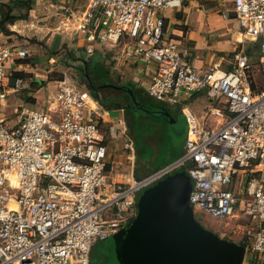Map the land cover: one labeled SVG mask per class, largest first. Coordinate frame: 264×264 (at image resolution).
Instances as JSON below:
<instances>
[{
    "label": "built area",
    "instance_id": "built-area-1",
    "mask_svg": "<svg viewBox=\"0 0 264 264\" xmlns=\"http://www.w3.org/2000/svg\"><path fill=\"white\" fill-rule=\"evenodd\" d=\"M231 1L241 33L258 46L255 67L264 75V0ZM84 2L79 29L87 54L96 41L110 47L122 41L125 54L143 63L149 96L179 104L201 93L215 117L199 120L181 108L187 117L182 154L135 177L124 119L72 76L53 80L42 107H15L14 121L0 114V264H91L93 242L136 214L137 189L185 163L194 214L245 218L250 230L241 243L258 262L264 255V86L248 54L234 49L228 69L197 67L165 33L162 11L173 0ZM27 54L0 41V104L23 83H10L7 60ZM111 131L123 139L119 159L108 157Z\"/></svg>",
    "mask_w": 264,
    "mask_h": 264
},
{
    "label": "crops",
    "instance_id": "crops-1",
    "mask_svg": "<svg viewBox=\"0 0 264 264\" xmlns=\"http://www.w3.org/2000/svg\"><path fill=\"white\" fill-rule=\"evenodd\" d=\"M84 6V0H0V15L9 14L12 17V21L4 22L3 29L0 27V41L12 47L13 50H28L26 56L11 55L7 60L10 83L15 78H24L28 72L26 70L34 68L37 74H39V78L33 79V82L35 81L36 84H39L42 82L43 77L46 76V73L52 71V68L63 71L58 66L57 59L60 63L70 64L76 57L79 58L76 55V49H86L88 45L86 35L79 29L81 12ZM162 14L164 17L165 33L182 43L188 51L189 59L197 67L204 68L210 65H217L228 69L231 67L233 50L242 48L248 54L249 64L255 80L259 84L264 83L262 72L255 67L256 63H258V46L256 43L247 40L241 33V29L232 11L231 0H173L172 4L162 11ZM112 48L108 45L103 46L98 41L94 43V52L100 53L101 57L102 52L112 50ZM66 53L73 54V56L67 57L64 55ZM26 58L30 59L23 62ZM131 58L134 59L135 57L132 56ZM126 63V65L130 64L129 68L132 69L133 79L136 80L128 79L127 81L135 82L136 85H140L147 93V74L143 63L136 62L135 60L132 63ZM71 64L73 65V63ZM97 65L105 68L103 61L97 63ZM39 70L48 72L43 73ZM60 78H62L61 75ZM53 80L56 79H52V83ZM199 97L204 96L201 93H196L184 99L182 102H187L190 105L182 106L184 111L189 110L193 112L191 110L193 108L194 112L200 114L201 103L204 105V102L200 103L198 101ZM204 98L207 102L206 97ZM152 99L159 104V107L169 109L172 116L175 114L174 108L177 105L180 106L182 103L174 104ZM109 109L112 115H120L124 119V112L121 107L112 106ZM147 111L151 112V110ZM183 115L185 116V113ZM140 118L141 123H148V118L146 119L144 116H140ZM151 123L153 124V122ZM157 127L159 129V125ZM144 129H141V133L136 130L134 135L128 131L126 133L134 140V171L137 167L138 157L136 143L142 142V148L154 139L153 127L145 132ZM110 134H112L110 138H107V141H109L108 157L110 159H119L121 156L119 153L121 149L120 136L116 135L113 131ZM185 140L180 147L178 157L183 152ZM149 172L151 171H144V169L137 171L139 176H143ZM133 174L135 176L134 172ZM115 178L119 179L120 175L116 174ZM242 264H264V255L260 257L258 262H255L246 253L244 254Z\"/></svg>",
    "mask_w": 264,
    "mask_h": 264
},
{
    "label": "rangeland",
    "instance_id": "rangeland-1",
    "mask_svg": "<svg viewBox=\"0 0 264 264\" xmlns=\"http://www.w3.org/2000/svg\"><path fill=\"white\" fill-rule=\"evenodd\" d=\"M76 57L70 64L60 63L57 59L56 62L59 64L58 66L63 69L56 70L52 68L51 72L39 70L43 73H46V76L43 77L42 82L36 84L33 79H38L39 74H37L36 70L28 68L29 70L24 78H21L23 83L22 87L18 88L15 91H9L7 98L4 100L3 104H0V114L7 117L8 120H15L14 116V108H38L42 107L45 104L46 95L53 90L52 79L60 78V75L63 76H72L77 79L80 83L86 84V80L84 79L79 67H83L85 64L81 60L88 59L90 57L84 50V48L76 49ZM67 57L73 56V54H64ZM91 57L92 62L97 60V54H92ZM103 58L104 67L108 69L109 73H111L112 77L116 81L126 82L128 79H133L132 69L129 68L130 64L135 59L128 57L123 50V42L121 41L117 46H114L112 50H107L101 53ZM31 57V56H30ZM126 57V58H124ZM30 58H26L23 62L28 61ZM72 60V59H71ZM42 62V59H41ZM73 63V65L71 64ZM87 71L89 74L94 75L93 78L96 82L100 84L104 82H109L108 78L103 75V69L101 66L97 65V71L94 73L90 72V68L88 65ZM54 67V66H53ZM38 71V70H37ZM263 74V73H262ZM264 76V75H263ZM20 78V77H19ZM264 78V77H263ZM136 81V80H134ZM262 85L260 84V88ZM264 86V83H263ZM33 88V89H31ZM102 91L108 89L107 87H101ZM35 89V90H34ZM30 91V92H29ZM102 91H99L103 94ZM120 94H123V91H120ZM198 101L204 102L201 106L200 114L194 112V115L201 120L202 118H213L215 117L212 113H208L209 108H207V102L204 97H199ZM199 104V103H197ZM130 109L135 115H138L139 120L141 121L140 116H144L146 119L148 118V123H141V126L138 124L139 133H141V129L145 131H149L151 127H153V136L154 139L149 141L147 145H144L142 148V142H137L138 148V157H137V171L144 169V171H152L155 170L166 163L174 161L178 158L180 147L185 140L186 131H187V117L184 116V112H182V106H190L187 102H182L180 106H176L174 108L175 114L172 116L171 112L167 108L159 107V104L152 99H149L144 107L146 111L141 109H136L130 103H128ZM199 106V105H198ZM180 107V108H179ZM162 108V109H161ZM200 108V107H199ZM181 109V110H180ZM147 110H153L155 112H148ZM151 113V114H149ZM201 115V117H199ZM153 122V124L151 123ZM158 123V124H157ZM125 124V123H124ZM155 125V126H154ZM159 125V129L157 126ZM126 127V126H125ZM127 133V130H125ZM122 138L120 137V143L122 144ZM107 147H109V141H106ZM116 156V155H115ZM112 157H114L112 155ZM185 174V176L191 181V176L187 171V165L181 164L177 167L172 168L165 174L160 175L159 177L150 180L145 185L139 187L135 194V201L141 202L140 198L144 191L150 189L157 182L164 179L170 175ZM141 177V176H140ZM137 212V208H136ZM196 219L206 228L211 229L220 237L233 240L235 242H242L245 239V233L250 230V223L247 222L245 218H241L240 216L234 215L224 219H216L207 214H194ZM127 227V226H126ZM126 227L120 228L118 231L110 234L109 236L97 239L93 242L90 252L89 258L91 264H107L114 260L116 257L118 250L123 246L124 235L126 232Z\"/></svg>",
    "mask_w": 264,
    "mask_h": 264
},
{
    "label": "water",
    "instance_id": "water-1",
    "mask_svg": "<svg viewBox=\"0 0 264 264\" xmlns=\"http://www.w3.org/2000/svg\"><path fill=\"white\" fill-rule=\"evenodd\" d=\"M99 86L123 90L141 109L132 86L112 82ZM190 189L185 174L176 173L144 191L123 246L107 264H242L245 246L220 237L196 219Z\"/></svg>",
    "mask_w": 264,
    "mask_h": 264
},
{
    "label": "trees",
    "instance_id": "trees-1",
    "mask_svg": "<svg viewBox=\"0 0 264 264\" xmlns=\"http://www.w3.org/2000/svg\"><path fill=\"white\" fill-rule=\"evenodd\" d=\"M5 21H12V17H10L9 14H5L3 16L0 15V27L2 29L4 27L3 25H4ZM94 53H96L98 56H97V60L92 62L91 57L93 56L92 54H94ZM92 54H90V57L88 59H85V60L82 59L81 61L84 62L85 65H88V67L90 68V72L91 73H94V71L96 72L98 70L97 69L98 68L97 67V63L102 62L103 58L99 55L100 53H98L97 51L93 52ZM102 69H103V75L106 78H108L109 82L116 83V84H122L123 83V84H127V85L132 86L134 95L137 98L141 108L143 109V111L144 110L146 111V108L144 107V104H146L148 102V100L152 99V98L147 95V93L144 91V89L140 85H136V83L133 82V81H126V82L116 81L112 77L111 73H109L107 68H103L102 67ZM91 76L93 77L94 75H91ZM86 84H87V87L92 92V94H94L96 97H98L104 106H106L108 108L112 107V106H114V107H124L125 108V111H126L125 115H126V119H127L126 120V130L130 134L134 135V132L136 130L137 131L140 130L138 128V124L140 123L139 125L141 126V121L139 120L138 115H135L132 112V110L130 109L128 103H130L136 109H137V107L134 105L131 97L126 92H124L121 89H115V88L107 87L108 89H105V91L103 90L104 92H103V94H101L99 91H96V90L92 89L91 85L89 83L86 82ZM120 91H123L124 95L120 94ZM151 111L155 112L153 110H151ZM134 173H135L136 177H140L138 175L137 171H136V168H135Z\"/></svg>",
    "mask_w": 264,
    "mask_h": 264
},
{
    "label": "flooded vegetation",
    "instance_id": "flooded-vegetation-1",
    "mask_svg": "<svg viewBox=\"0 0 264 264\" xmlns=\"http://www.w3.org/2000/svg\"><path fill=\"white\" fill-rule=\"evenodd\" d=\"M79 70L81 71V73H82V75H83V77H84V79L86 80V82L87 83H89L90 85H91V88L92 89H94V90H96V91H102L101 90V87L99 86L100 85V83L99 82H96V80H94L93 79V77L88 73V71H87V67L84 65L83 67H79ZM102 92H104V91H102ZM122 108V110H123V118H124V123H125V125H126V111H125V108L124 107H121ZM132 142H133V144H134V140L132 139ZM135 216V215H134ZM133 216V217H134ZM132 217V218H133ZM132 218H131V220H132ZM131 220L128 222V223H126L125 225H124V227H126V226H128V224L131 222Z\"/></svg>",
    "mask_w": 264,
    "mask_h": 264
},
{
    "label": "bare ground",
    "instance_id": "bare-ground-1",
    "mask_svg": "<svg viewBox=\"0 0 264 264\" xmlns=\"http://www.w3.org/2000/svg\"><path fill=\"white\" fill-rule=\"evenodd\" d=\"M9 207H11V208L15 207V204L13 203V201H11V202L9 203Z\"/></svg>",
    "mask_w": 264,
    "mask_h": 264
}]
</instances>
